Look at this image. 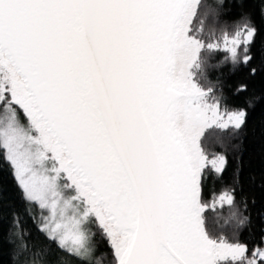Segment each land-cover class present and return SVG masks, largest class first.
Listing matches in <instances>:
<instances>
[{
	"label": "snow or ice",
	"instance_id": "6c2138e0",
	"mask_svg": "<svg viewBox=\"0 0 264 264\" xmlns=\"http://www.w3.org/2000/svg\"><path fill=\"white\" fill-rule=\"evenodd\" d=\"M231 3L229 23L225 0H0V166L23 205L11 264H264L240 166L223 184L261 97L232 107L209 77L251 63L264 0Z\"/></svg>",
	"mask_w": 264,
	"mask_h": 264
},
{
	"label": "trees",
	"instance_id": "16d2710c",
	"mask_svg": "<svg viewBox=\"0 0 264 264\" xmlns=\"http://www.w3.org/2000/svg\"><path fill=\"white\" fill-rule=\"evenodd\" d=\"M225 4L227 7L222 11V18L231 23L238 9L232 6L231 0H225ZM249 7L257 10L255 22L259 29L252 48L253 60L248 67L237 71H232L231 66L227 64L222 68L210 70L209 77L214 82L219 81L218 86L223 88L224 95L232 107L247 108L246 101L249 98L261 97L255 102L254 108H248L244 131L236 140L230 142L229 164L223 180V184H231L233 172L240 166L239 183L236 185L237 207L241 213L250 214L252 231L259 234L260 229L264 228V16L260 15L258 5L250 4ZM219 59L221 57H216V60ZM253 68L256 69L255 75L251 74ZM242 84L247 85V91L236 94L235 90ZM231 144H238L239 148L234 149ZM211 147L214 151L221 150L217 144H212ZM223 184L215 183L217 191ZM0 189L3 195V216L0 218V264H11L10 249L12 246L8 243V237L12 218L9 213L13 207L22 211L23 205L19 198V190L6 164L0 166ZM245 202L247 208L244 206ZM222 211L224 215H227V206ZM25 227L33 237L38 235L36 225L27 217H25ZM209 227L216 229L218 224L210 220ZM241 238H248V231L242 232Z\"/></svg>",
	"mask_w": 264,
	"mask_h": 264
}]
</instances>
